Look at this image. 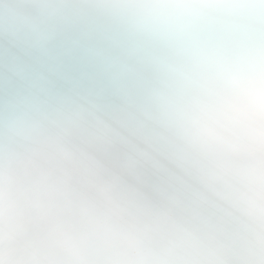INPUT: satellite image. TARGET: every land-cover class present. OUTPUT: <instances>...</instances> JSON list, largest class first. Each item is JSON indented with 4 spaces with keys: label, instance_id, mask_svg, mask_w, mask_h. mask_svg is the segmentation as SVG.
I'll list each match as a JSON object with an SVG mask.
<instances>
[{
    "label": "clouds",
    "instance_id": "1",
    "mask_svg": "<svg viewBox=\"0 0 264 264\" xmlns=\"http://www.w3.org/2000/svg\"><path fill=\"white\" fill-rule=\"evenodd\" d=\"M0 264H264V0H0Z\"/></svg>",
    "mask_w": 264,
    "mask_h": 264
}]
</instances>
